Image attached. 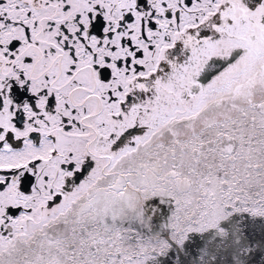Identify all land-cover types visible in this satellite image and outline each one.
<instances>
[{"label":"snow or ice","instance_id":"obj_1","mask_svg":"<svg viewBox=\"0 0 264 264\" xmlns=\"http://www.w3.org/2000/svg\"><path fill=\"white\" fill-rule=\"evenodd\" d=\"M0 264H264V0H0Z\"/></svg>","mask_w":264,"mask_h":264}]
</instances>
